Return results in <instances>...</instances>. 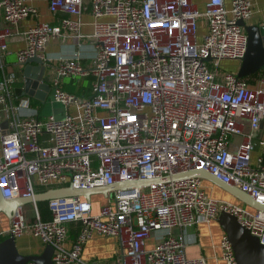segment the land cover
<instances>
[{"label":"built area","instance_id":"built-area-1","mask_svg":"<svg viewBox=\"0 0 264 264\" xmlns=\"http://www.w3.org/2000/svg\"><path fill=\"white\" fill-rule=\"evenodd\" d=\"M47 9L66 15L51 24L27 0H0V123L7 121L0 128L2 195L33 197L36 186L156 181L96 193L104 197L97 211L91 195L55 197L47 200L48 219L33 201L30 216L20 208L3 234L29 231L53 247L51 264H101L81 258L93 234L118 239L116 264H207L204 257H188L187 235L172 229L209 223L224 211L264 245V209L208 196L199 176L174 177L204 170L264 205V156L252 159L257 146L264 148V137H255L264 121V69L247 77L220 69L223 61L244 56L247 34L238 21L250 17L252 0H230L229 7L207 0L202 12L192 0H48ZM84 12L93 17L91 33L70 18ZM200 19L206 28L199 37ZM25 20L31 23L22 27ZM14 34L24 40L16 53L20 74L4 62ZM67 37L93 44L88 64L78 52L50 64L46 45ZM32 56L54 69L49 82L54 101L65 107L62 119L41 116L17 90ZM76 76L92 77L90 96L61 87L62 78ZM236 135L241 140L231 149ZM71 222L78 232L69 241ZM154 231L163 234L146 248ZM220 250L223 264H236L225 233Z\"/></svg>","mask_w":264,"mask_h":264},{"label":"crops","instance_id":"crops-1","mask_svg":"<svg viewBox=\"0 0 264 264\" xmlns=\"http://www.w3.org/2000/svg\"><path fill=\"white\" fill-rule=\"evenodd\" d=\"M30 4L37 7L39 10V19L42 21L50 22L51 24H57L60 16H65L64 13L50 14L47 9L48 0H27ZM207 0H192L195 7L202 12ZM253 9L252 14L247 19L246 24H263L264 23V0H252ZM226 7L230 6V0H225ZM70 18L77 19L81 22L80 31L82 33H91L93 30V17L89 12H84L79 16H72ZM31 21L25 20L21 22V26L25 27ZM199 33L205 31V21L200 19L198 22ZM24 46V40L21 35L14 34L8 41V53L5 56L4 62L7 68L15 70L20 74L19 68L16 66V53ZM94 46L88 40L84 38L77 40L73 37H67L65 41H60L58 38L52 39L45 47L46 54L52 59L50 64L54 66L55 61L59 57H66L72 55L74 52H78L81 55L83 64H88L94 54ZM222 63L228 64L230 71L236 72L239 63L238 61L228 60ZM264 69V67H263ZM54 69H49L48 78L44 77L45 81H50V77L53 75ZM22 79V78H21ZM91 81L92 77H68L62 78L60 85L63 89L75 93L79 96H90L91 93ZM24 86L23 81H18V88ZM30 98V97H29ZM42 110V109H41ZM41 110L39 111L41 115ZM42 116V115H41ZM248 124H244V132H248ZM257 139L264 137V121L261 124L259 131L255 133ZM241 140V136L236 135L231 138V149H235L237 143ZM264 156V148L257 146L252 152V159L254 160L258 155ZM202 186L205 193L217 199H226L233 202H239L232 198L234 197L230 192L224 190L216 183L202 177ZM42 187L36 186V193L42 191ZM235 198V197H234ZM41 216L47 217L46 208L41 205ZM21 209L25 214L30 216L31 203L24 204ZM9 226V219L0 213V235L3 234ZM68 240L71 241L75 238L78 232V223L71 222L68 224ZM172 233L177 235L183 233L188 237V244L185 247V252L188 257H204L207 264H223L220 256V240L224 231L216 220H212L209 223H199L195 227L188 229H172ZM163 234V231H154L149 238L146 239V248H152L158 237ZM16 248L22 255H37L40 254L45 245L39 238L33 236L29 231L22 233L15 237ZM122 253V248L119 241L114 236H105L99 234H93L84 244L81 258L84 261H99L101 264H116L117 257Z\"/></svg>","mask_w":264,"mask_h":264},{"label":"water","instance_id":"water-1","mask_svg":"<svg viewBox=\"0 0 264 264\" xmlns=\"http://www.w3.org/2000/svg\"><path fill=\"white\" fill-rule=\"evenodd\" d=\"M238 23L244 27L247 34V47L242 57L239 67L236 71L238 77H247L264 67V23L248 25L240 20ZM206 57L205 60H209ZM51 65L44 64L43 60L37 56L27 58L23 68V92L22 95L34 98L43 103L49 100L53 89L50 82L44 80V76L48 78ZM43 78V80H42ZM58 105L55 104L56 110ZM49 113V112H48ZM43 112L41 113V115ZM53 115V114H52ZM7 121L0 123V128H6ZM199 176L216 183L224 190L230 192L238 200L253 206L255 208L264 209V205L253 200L247 193L241 191L235 186L228 185L217 179L204 170H190L180 173L179 176ZM156 180H138L128 181L121 184H113L109 187L96 188H74L72 186L51 188L46 191L35 193L33 197L28 198H6L0 190V213H3L10 219L24 204L31 202H40L53 199L55 197H79L89 199L93 193H106L107 189H120L129 186H142L155 182ZM224 233L230 241L236 264H264V245L259 242L258 237L251 235L247 229L242 227L236 218L224 211L218 214L216 219ZM53 247L49 244L45 245L43 251L37 255H22L18 252L15 243V237L8 235L0 241V264H26L32 261L35 264H51Z\"/></svg>","mask_w":264,"mask_h":264},{"label":"rangeland","instance_id":"rangeland-1","mask_svg":"<svg viewBox=\"0 0 264 264\" xmlns=\"http://www.w3.org/2000/svg\"><path fill=\"white\" fill-rule=\"evenodd\" d=\"M200 36H201V33H199V37ZM220 69L221 70H228V71L231 70L230 67L228 66V64H226V63H221ZM55 104L58 105V107H56L57 108L56 110H52V109H54ZM65 111H66L65 107L62 104L54 101L53 91H52V93L50 94L49 100H47V102L43 105L41 113L43 112L42 116H49V115L53 114L55 119H62L65 116ZM91 197L93 200V210L97 211V207L103 201L104 197L102 194H96V193L91 194ZM234 199H236V197L232 198V200H234ZM236 200H238V199H236ZM238 201H239L238 202L239 204L246 206L249 210H255L256 209L255 207L250 206V205H248V204H246L240 200H238Z\"/></svg>","mask_w":264,"mask_h":264},{"label":"trees","instance_id":"trees-1","mask_svg":"<svg viewBox=\"0 0 264 264\" xmlns=\"http://www.w3.org/2000/svg\"><path fill=\"white\" fill-rule=\"evenodd\" d=\"M263 69V68H262ZM262 69H260V70H258L257 72H259V71H261ZM257 72H255V73H253V74H251L250 76H254V75H256L257 74ZM18 90V92L20 93V95H22V92H23V90L21 89V88H18L17 89ZM79 96V95H78ZM82 97H84V96H82ZM30 103H31V105L32 106H36L37 108H38V110L40 111L41 109H42V107H43V103L42 102H40V101H38V100H36V99H34V98H30ZM44 205V207L46 208V213H47V217H42L41 215V205ZM37 206H38V210H39V213H40V216L43 218V219H48L49 217H50V212H49V210H48V207H47V201H40V202H37ZM8 235H6V234H1L0 235V241H2L3 239H5L6 237H7Z\"/></svg>","mask_w":264,"mask_h":264}]
</instances>
